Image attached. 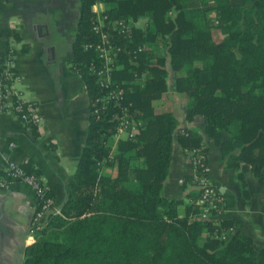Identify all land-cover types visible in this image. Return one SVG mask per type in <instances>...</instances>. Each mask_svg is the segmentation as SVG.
<instances>
[{"label":"trees","instance_id":"obj_1","mask_svg":"<svg viewBox=\"0 0 264 264\" xmlns=\"http://www.w3.org/2000/svg\"><path fill=\"white\" fill-rule=\"evenodd\" d=\"M93 2L77 1L70 57L88 95L85 138L60 212L30 225L34 239L24 246L21 264H264V248L249 236L212 235L229 222L199 218L196 190L182 215L177 213L181 199L161 193L173 135L183 148L204 144L191 130L177 127L171 111L153 105L163 98L171 74L170 89L186 98L184 117L201 116L226 164L243 161L262 181L264 0H101L98 12ZM96 14L104 16L103 29L119 46L110 70L112 85L123 90L119 106L109 101L99 107L96 97L103 89L88 70L97 59L83 43L98 41L92 30ZM119 17L144 19L131 23L125 37L113 24ZM157 39L162 52L152 46ZM123 106L140 119V127L114 141ZM99 163L112 169L99 172ZM20 167L40 177L29 165ZM45 193L53 196L48 184ZM39 203L36 199V207Z\"/></svg>","mask_w":264,"mask_h":264},{"label":"crops","instance_id":"obj_2","mask_svg":"<svg viewBox=\"0 0 264 264\" xmlns=\"http://www.w3.org/2000/svg\"><path fill=\"white\" fill-rule=\"evenodd\" d=\"M77 1L0 0V64L5 51L10 49L11 69L17 76L13 86L21 97L34 102V112L39 117V122L29 128L12 110H0V177L9 162L24 164L26 168L29 165L50 186L56 206L64 198L66 180L74 171L88 122V95L70 63ZM91 8L97 12L102 9V2L92 3ZM166 83L163 98L153 100V105L157 107V103L166 101L163 109L172 112L177 127L187 128L200 137L210 179L222 197L219 212L206 218L229 222L233 231L249 236L264 248L263 182L243 161L226 164L219 145L206 135L201 116L184 117L186 98L170 89L171 74ZM110 147L114 148V141ZM189 175L183 147L173 135L161 193L181 199L177 204L179 215L191 200L190 192L195 191L188 181ZM35 200L31 185L23 180L10 179L6 186H0V264H21L24 246L34 239L30 222Z\"/></svg>","mask_w":264,"mask_h":264},{"label":"built area","instance_id":"obj_3","mask_svg":"<svg viewBox=\"0 0 264 264\" xmlns=\"http://www.w3.org/2000/svg\"><path fill=\"white\" fill-rule=\"evenodd\" d=\"M95 2H101V0H94L93 4ZM103 17L96 14L95 21L92 23V30L97 34L98 41L83 43V48H92L96 55L97 60L89 62L88 70L94 76L96 84L103 89L102 93L96 97L100 108L107 105L109 101H112L113 105L119 106L118 100L123 93L121 87L112 85L110 78V70L116 66L115 56L119 46L109 40L107 33L103 29ZM131 23L134 24L130 19L123 17L113 21L118 33L125 37L130 36L129 27ZM136 49L140 50L141 46H137ZM12 60V52L8 49L5 51L0 64V110H12L23 124L27 125L28 122H31L36 125L39 122V117L34 112V102L31 99L21 97L13 86V80L17 79V76L11 69ZM98 111L97 106L92 109L96 116ZM140 123V119L130 116L126 111V107L123 106L118 116L112 139L115 141L117 138L134 134L140 127ZM120 133H123V136H120ZM9 145L12 146L13 143L9 142ZM183 152L190 166V182L197 191L194 202L200 208L199 217L204 219L217 214L222 203V197L216 191L210 179V167L204 146L183 148ZM108 157H111V150L108 153ZM10 179H20L29 183L36 199L40 200L39 205L37 207L35 205L33 208L30 225L42 223L48 213L60 212L59 207L53 203L52 197L46 195L47 183L41 177L24 173L20 165L9 162L4 174L0 177V186H6L7 181ZM262 181L264 182V166L262 169ZM30 230L32 231V228ZM232 231V226L228 225L213 231L212 235L225 237L227 233Z\"/></svg>","mask_w":264,"mask_h":264},{"label":"rangeland","instance_id":"obj_4","mask_svg":"<svg viewBox=\"0 0 264 264\" xmlns=\"http://www.w3.org/2000/svg\"><path fill=\"white\" fill-rule=\"evenodd\" d=\"M208 14L211 17L215 16V13L213 11H208ZM211 31H212L213 37H215V38L218 37V35H217L218 32L216 29L212 28ZM152 46H154V48L156 49L157 52H162V44H161L160 40L157 39L156 41H154ZM165 105H166V101H162V102L157 103L156 106L159 108H166ZM120 136H123V133H120ZM110 149H111V147H110ZM110 149H109V151H110ZM111 151H113V149H111ZM111 169L112 168H110L108 165H102V163H99V165H98L99 172H109ZM198 217H199V214H198Z\"/></svg>","mask_w":264,"mask_h":264}]
</instances>
